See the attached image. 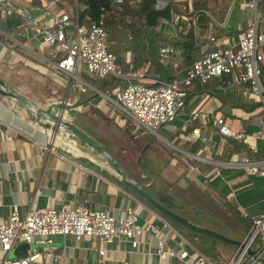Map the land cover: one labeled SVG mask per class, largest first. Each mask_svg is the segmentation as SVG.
Instances as JSON below:
<instances>
[{"label": "crops", "instance_id": "obj_1", "mask_svg": "<svg viewBox=\"0 0 264 264\" xmlns=\"http://www.w3.org/2000/svg\"><path fill=\"white\" fill-rule=\"evenodd\" d=\"M170 1L177 7L183 3L182 0ZM233 2L232 0L229 5ZM1 4L27 10L30 17L35 18L39 24H44L46 20L45 11L48 5L55 13L64 12L71 17L77 8L75 0H0ZM229 5L226 4L227 13L222 21L217 22L209 17L204 32L206 40L204 39L199 48L197 47L193 59L199 57L208 46H213V43L207 42L209 35L214 37L215 44L233 46L236 35L251 20H245ZM200 10L208 15L205 10L201 8ZM261 11L260 8L259 18H262V21L258 20V27L264 34V14L261 15ZM176 29L164 20L160 21L157 27V31L168 37L176 36ZM183 30L185 28L179 31ZM65 31L66 39L72 40V26ZM121 34L122 32L115 36L120 53L113 54L118 58L121 53L129 50L122 49L125 44L122 43ZM110 43L116 44L114 41ZM152 46L146 43L145 47L150 53L145 54L146 60L136 69L143 73L146 81L164 82L179 79L190 61L185 62L177 50L169 58L159 61L157 49ZM60 55L61 52L54 45H45L41 42L26 20L21 19L18 26L8 28L6 16L0 14V80L6 88L17 93L28 104L25 106L9 96L0 94V217H5L13 209L22 214L31 197L37 206L56 207L59 203L70 205L82 203L92 208L108 209L113 215H116L124 205L136 206L138 199L120 186L118 177L99 154L49 122V118L60 116L74 123L66 104L75 106L77 113L80 114L78 115L85 120L98 114L99 128L96 127V130L99 129L98 131L102 133L100 129H105L109 136H102L106 139L105 143L97 142L121 165L131 180L143 184L137 181L133 168L127 170L132 155L128 159H123L122 154L125 151L120 150L118 153L116 146L118 139L128 141L126 134L135 138V131L128 130L131 123L124 118L122 111L104 97L103 93H107L99 89L98 83L84 73L79 75L84 91H80L75 83L71 84L65 76L57 74L53 67ZM130 59L133 65L131 53ZM118 63L122 70L125 69L123 55ZM215 78L218 77H212L213 80ZM227 85L240 91L243 106H230L214 95L191 91L187 93L184 108L173 121L160 128L155 135L170 147L171 153L175 152V159H170L169 165L179 163V168L170 169L176 173L179 170L175 184L179 187V200L188 204L186 209H195L189 203L192 196L186 191L191 186L192 195L197 193L212 200H223L241 217L251 221V217L258 213L264 197V179L248 173L240 163L243 159L255 160L263 156L264 140L256 132L264 134L262 121L264 112L258 102L244 96V85L228 83ZM89 91L93 92L92 96L89 95ZM85 98L86 104L83 102ZM250 102L258 104L252 106ZM109 103L113 104L117 112L109 108ZM81 105L86 109H82ZM29 106L38 109L43 117L35 114ZM192 110L199 112L195 120L189 119ZM219 115L231 129H244L247 134L244 140L220 135L212 123V116ZM79 128L87 133L81 126ZM192 128H196L197 133H191ZM146 147L145 143L142 149ZM169 165L168 168L171 167ZM140 178L145 177L140 175ZM160 180L161 183L168 184L164 178ZM152 182L153 179L147 180L142 185L143 188ZM198 209L217 219L220 224H205L190 220L186 215L182 216L194 224L238 241L247 233L238 232L233 228L234 220L230 218V213L223 207V203L221 210L224 219H218L202 207ZM225 212H228L226 217ZM195 217L201 220L197 214ZM157 220L158 214L153 210L142 209L139 212V221L145 222L146 225L140 243L135 248H132L123 237L99 244L96 239L89 237L75 240L69 235L55 236L49 246L56 258L54 264H192L187 256L192 258L193 252L199 251L171 225L172 230L166 231L170 240L169 246L175 251H184L187 256L183 258L177 255L167 256L163 259L158 257L157 238L150 227L152 224H159ZM224 244L227 243L215 244L214 250L226 263L235 252L236 246L228 244L232 246L229 250ZM27 246L24 242H16L6 253L0 251V258L22 257L26 254ZM33 246L43 248V245L39 244ZM100 247L104 250L102 255L97 253ZM251 248L257 251L256 244ZM258 256L264 259V252ZM247 259L243 258V262ZM50 261L49 259L40 264H52Z\"/></svg>", "mask_w": 264, "mask_h": 264}, {"label": "built area", "instance_id": "obj_2", "mask_svg": "<svg viewBox=\"0 0 264 264\" xmlns=\"http://www.w3.org/2000/svg\"><path fill=\"white\" fill-rule=\"evenodd\" d=\"M122 1L111 0L110 10L119 9L118 5ZM169 1L154 0L153 8L161 9ZM182 1L178 7L180 11L171 13L167 21L169 25L177 28V33L181 28H186L189 22L194 25L193 0ZM259 1L261 4L264 2ZM261 4L258 6L257 0L247 3V6L252 8L253 17L236 35L233 46L215 44L214 37L207 36V42L213 43V46H208L199 57L193 59L184 68L179 79L164 82L146 81L143 73L133 67L129 50L123 54L125 70L120 68L119 58L106 46L107 32L104 24L106 10L102 11L97 20L88 24L77 23L79 5L72 17L64 12L55 13L48 5L45 11L46 24H39L35 18L30 17L27 10L2 4L0 14L5 16L16 14L32 26L43 44L54 45L61 52L54 63V71L68 78L71 84L75 83L80 91L85 89L79 78L81 73L93 80H101L108 75L121 79L110 94L103 93L104 97L128 116L135 126H142L157 134L160 128L173 121L184 108L187 91L192 84L194 82L203 84L212 77L228 75L229 79L226 81L228 84L245 85L244 96L258 102L264 112V54L260 51L264 49V34L258 27ZM70 26L73 28V38L69 41L66 39L65 30ZM174 51L171 45L160 46L157 49V59L159 61L167 59ZM64 84L63 82L62 85ZM198 116L197 110L189 113L190 120H195ZM262 121L264 122V115ZM212 123L222 136L244 140L247 135L244 129H231L220 115L212 116ZM197 131L196 128L191 129L193 134ZM256 133L264 140V134L259 131ZM240 164L248 173L264 179V153L255 160L243 159ZM142 209L150 208L142 201L136 200L135 207L124 205L116 215H113L108 209L92 208L82 203L74 205L59 203L56 207L37 206L31 197L22 214L13 209L5 217H0V251L6 253L16 242L28 245L24 256L14 258L3 256L0 258V264H40L49 259L54 264L56 258L49 246L55 236L69 235L75 240L89 237L96 239L99 244L123 237L132 248H135L145 231V222L139 221V212ZM157 221L159 224L155 223L150 227L157 238L158 257L163 259L167 256L177 255L181 258L187 256L184 251L178 252L169 246L170 240L166 231L172 230L170 224L159 215ZM240 243L225 264H254L257 261L251 256H248L245 262L243 258L247 256L246 248H251L255 244L257 255L264 252V197L258 213L251 218V226ZM33 244L43 245V248H35ZM103 251L102 247L98 248V255H102ZM192 255V258L187 256L192 264H217L197 251Z\"/></svg>", "mask_w": 264, "mask_h": 264}, {"label": "trees", "instance_id": "obj_3", "mask_svg": "<svg viewBox=\"0 0 264 264\" xmlns=\"http://www.w3.org/2000/svg\"><path fill=\"white\" fill-rule=\"evenodd\" d=\"M75 1L77 5L80 6L76 16L77 23L80 24H88L89 22L95 21L103 10L107 11V17L104 22L107 32V41L110 44V42L114 39V36H117L116 34L122 32L120 36L122 43L125 44L122 46V49H129L133 57L134 68H137L143 61L146 60L145 54L150 53L149 49L145 47L146 43L150 44V46L153 45L152 47L155 49H158L163 45H171L179 52V55L185 62H191L193 60V53L197 51L198 47L196 35L200 32L204 33L209 23V16L205 12L198 10V1L196 0H193L192 3L194 12V25L190 24L191 22H189V25L185 28V30L179 31L174 37L163 36L159 31H157L160 21H168L171 12L178 11L177 5L172 1L167 2V4L161 9H154V0H138L137 2H134L133 0H123L118 5L119 9L117 10H110L109 3L111 0ZM6 21L8 28H14L21 23V18L16 14L11 13L6 16ZM228 79V75H222L218 78H215V80L210 78L208 79L210 81L207 80L203 84L194 82L192 85L193 87L188 90L187 93L191 91L207 93L216 96L221 102L230 104V106H243L244 103L241 101L242 97L240 91L238 89L235 90L234 87L228 86L226 82ZM120 81L121 79L112 75H108L100 80L98 87L101 91L110 94L112 88L116 84L120 83ZM89 95L92 96L93 92L89 91ZM86 101L87 99L85 98L83 102ZM249 104L253 106L257 105L258 103L250 102ZM65 106L69 105L66 104ZM77 125H79L78 122ZM119 184L127 192L135 196L138 200L142 201L135 194L124 187L120 182ZM169 187L170 185L168 184H154L152 182L146 186L144 190L160 204L181 216L185 215L187 211L192 212V210L185 208L188 204L184 203L182 200H179V197L174 193V191H172V189L169 191ZM192 189L193 188L189 186L186 191H193ZM193 195L198 196L197 193H193ZM148 207L167 222L170 220H167V218L159 214L152 207ZM229 213L230 218H233L234 220L233 228L241 233L247 232L251 226V221L241 217V215H239V213L232 208H230Z\"/></svg>", "mask_w": 264, "mask_h": 264}, {"label": "rangeland", "instance_id": "obj_4", "mask_svg": "<svg viewBox=\"0 0 264 264\" xmlns=\"http://www.w3.org/2000/svg\"><path fill=\"white\" fill-rule=\"evenodd\" d=\"M196 1H198V10L200 11V8L205 10L208 13L209 17L211 16L217 22L223 20V17L227 13V6L232 2V0H196ZM233 1H234L233 4L229 6L234 7V9L238 11L242 17L245 18V20L252 19L253 17L252 8L247 6V3L251 0H233ZM257 4L258 6L261 4L259 0H257ZM261 10H262L261 15H263L264 2L263 4H261ZM258 20L262 21V18H259ZM44 24H46V22H44ZM204 39L206 40V37L203 32L197 33L196 40H197L198 48ZM116 40L117 39H115L114 36V39L112 41L116 42V44H111V43L109 44L106 38V46L108 50L111 51L112 53L119 52V47ZM260 51L261 53L264 54V49H261ZM122 55L123 53H121L119 56L120 60L122 58ZM93 81L94 82L96 81V83H98L99 86L100 80H93ZM71 94L72 92L69 94V96ZM84 104L86 103L84 102ZM109 105H110L109 108H113L117 112L116 109L117 107L115 108L113 104L111 105L110 103ZM80 107L82 109L83 108L86 109L85 106L81 105ZM67 111L70 113L73 122H75L76 124L78 122L81 128L85 129V131L96 141H98L99 143L106 142V139H104L103 137L104 135L109 136V134H107L108 132L102 128L100 129V131L104 134L100 133L98 131L99 129L96 130V127L98 126L97 124H99V121L97 120L99 118L98 114L93 117L92 116L87 117L85 120L82 119L81 116H78L79 113H77L75 106H71V105L67 106ZM123 116L131 123L130 126L128 127V130L131 129L135 131L134 139L132 138V135L126 134L128 141H125L124 139H118L116 142L118 153L120 152V150L125 151L124 154H122L123 159H128L132 155V158L130 159L129 162L130 167L127 170H131V168H133L137 181H141L143 183L141 185H144V182H147V180L149 181L151 179H153L154 184H160L161 183L160 179L164 178L165 180L168 181V185H170L169 191L172 189V191H174V193L179 197V187L176 185L177 182L175 181V177H179V170L178 173H176L175 171L170 169V168H179V163L169 165L170 159L173 158L175 159L174 156L175 152L171 153L172 150L170 149V147H168L166 143L161 141L155 134L146 130L142 126H137L138 128L135 127L132 124V120L128 116H126L125 114H123ZM145 143L147 144V147L142 149ZM168 165L171 167L168 168ZM140 175H143V177L145 178L141 179ZM147 177L148 179L146 180ZM189 194H191L192 196V200L189 203L192 204L195 209H198V207H202L207 213L209 212L212 213L218 219H224L223 212L221 210L222 203H223V207H225L228 212L230 210L229 204L224 203L222 199H221L222 201H220L219 199L212 200L205 195L194 196L192 195L191 191L189 192ZM228 212H225V217L228 214ZM185 215L190 220L209 224L206 223L203 219L200 220L197 217H195L196 214L194 213L193 210L192 212L187 211ZM168 222L178 233H181L185 238H187L190 241V243H192V245L205 258L209 259L212 262H216L217 264H225V262L219 256V254H217L214 250L215 244H220L218 240H213L202 234L195 233L185 227L180 226L179 224L171 220H168ZM224 246H226V248H228L229 250L232 249L231 245L224 244ZM253 246L254 245H252V247ZM244 259H247V256H244ZM254 264H258V263L255 262Z\"/></svg>", "mask_w": 264, "mask_h": 264}, {"label": "water", "instance_id": "obj_5", "mask_svg": "<svg viewBox=\"0 0 264 264\" xmlns=\"http://www.w3.org/2000/svg\"><path fill=\"white\" fill-rule=\"evenodd\" d=\"M0 94L4 96H9L12 99L16 100L17 102L22 103L25 106H28L26 100H24L21 96H19L17 93H14L13 91L6 88L5 84L0 80ZM35 114L38 116L43 117L41 112L32 107L29 106ZM49 122L54 125L57 128H60L70 134L71 136L78 139L80 142L85 144L87 147H89L91 150H93L95 153L99 154L107 163V165L112 169V171L116 174L118 177L120 183L126 187L130 192L135 194L139 199H141L146 205L152 207L155 211H157L159 214L164 216L167 219H170L185 228L195 232L202 234L204 236L213 238L215 240H218L220 242H224L227 244H231L233 246H240L241 243L238 240L228 238L227 236L216 232L214 230H211L207 227L194 224L187 220L185 217L175 213L174 211L166 208L162 204H160L158 201H156L151 195H149L143 188V186L136 182L131 180L125 170L121 167V165L111 156L108 154V152L92 137H90L87 133H85L83 130H81L77 125H75L72 122H69L67 120L62 119L60 116H56L53 118L48 119ZM194 213L197 214L201 219H203L206 223L216 224L219 225L220 222L217 219H214L213 217L203 213L199 209H193ZM246 254L248 256H251L254 258L257 262H260L264 264V259L256 254L254 250L251 248H246Z\"/></svg>", "mask_w": 264, "mask_h": 264}, {"label": "bare ground", "instance_id": "obj_6", "mask_svg": "<svg viewBox=\"0 0 264 264\" xmlns=\"http://www.w3.org/2000/svg\"><path fill=\"white\" fill-rule=\"evenodd\" d=\"M25 114V113H24ZM75 154V153H74Z\"/></svg>", "mask_w": 264, "mask_h": 264}]
</instances>
